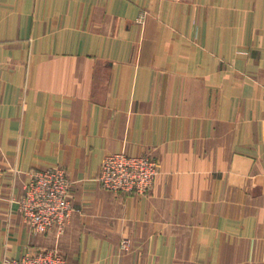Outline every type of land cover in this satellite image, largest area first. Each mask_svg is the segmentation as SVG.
I'll use <instances>...</instances> for the list:
<instances>
[{"label":"crops","instance_id":"obj_1","mask_svg":"<svg viewBox=\"0 0 264 264\" xmlns=\"http://www.w3.org/2000/svg\"><path fill=\"white\" fill-rule=\"evenodd\" d=\"M148 155L147 195L98 177ZM73 213L34 234L35 172ZM126 244V245H124ZM264 264V0H0V264Z\"/></svg>","mask_w":264,"mask_h":264},{"label":"built area","instance_id":"obj_2","mask_svg":"<svg viewBox=\"0 0 264 264\" xmlns=\"http://www.w3.org/2000/svg\"><path fill=\"white\" fill-rule=\"evenodd\" d=\"M159 163L148 155L124 152L105 158L98 181L102 188L115 194L147 195L153 188ZM72 182L62 167H52L31 175L20 201V212L34 234H46L57 228L63 232L73 213L70 198ZM126 245V244H124ZM4 264H68L61 253L40 249Z\"/></svg>","mask_w":264,"mask_h":264}]
</instances>
